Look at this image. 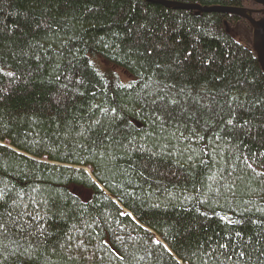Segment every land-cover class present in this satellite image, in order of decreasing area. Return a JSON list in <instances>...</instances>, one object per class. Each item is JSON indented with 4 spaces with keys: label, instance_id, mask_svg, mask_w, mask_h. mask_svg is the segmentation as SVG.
<instances>
[{
    "label": "trees",
    "instance_id": "1",
    "mask_svg": "<svg viewBox=\"0 0 264 264\" xmlns=\"http://www.w3.org/2000/svg\"><path fill=\"white\" fill-rule=\"evenodd\" d=\"M226 7L259 8L0 0V264H264V71Z\"/></svg>",
    "mask_w": 264,
    "mask_h": 264
},
{
    "label": "water",
    "instance_id": "2",
    "mask_svg": "<svg viewBox=\"0 0 264 264\" xmlns=\"http://www.w3.org/2000/svg\"><path fill=\"white\" fill-rule=\"evenodd\" d=\"M151 1V0H150ZM257 6H260L259 10H250L245 8H215V9H203L202 11L222 10L229 15L237 16L238 18L247 22L252 30V47L257 56L258 62L264 71V16L259 19H254V14L264 15V0H248ZM166 4V2H163ZM171 8H179L178 5H168ZM186 9H193L191 7H185ZM91 176V172L84 170ZM181 264V262H179Z\"/></svg>",
    "mask_w": 264,
    "mask_h": 264
},
{
    "label": "rangeland",
    "instance_id": "3",
    "mask_svg": "<svg viewBox=\"0 0 264 264\" xmlns=\"http://www.w3.org/2000/svg\"><path fill=\"white\" fill-rule=\"evenodd\" d=\"M248 5L247 4H245V7H247ZM241 29H243V28H241ZM234 32H233V34L234 35H238V33H239V31H240V28L239 27H237L235 30H233ZM235 37V36H234ZM236 38V37H235ZM237 39V38H236Z\"/></svg>",
    "mask_w": 264,
    "mask_h": 264
},
{
    "label": "flooded vegetation",
    "instance_id": "4",
    "mask_svg": "<svg viewBox=\"0 0 264 264\" xmlns=\"http://www.w3.org/2000/svg\"><path fill=\"white\" fill-rule=\"evenodd\" d=\"M259 9H261V7H259L258 9H256V10H259ZM250 10H254L253 8H251ZM262 15V14H261ZM253 17H254V15H253ZM240 19V18H239ZM242 20V19H241ZM244 21V20H243ZM247 23V22H246Z\"/></svg>",
    "mask_w": 264,
    "mask_h": 264
},
{
    "label": "bare ground",
    "instance_id": "5",
    "mask_svg": "<svg viewBox=\"0 0 264 264\" xmlns=\"http://www.w3.org/2000/svg\"><path fill=\"white\" fill-rule=\"evenodd\" d=\"M89 170V169H88ZM90 171V170H89Z\"/></svg>",
    "mask_w": 264,
    "mask_h": 264
}]
</instances>
